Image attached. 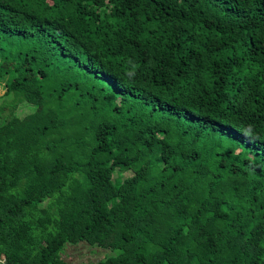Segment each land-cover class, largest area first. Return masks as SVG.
I'll list each match as a JSON object with an SVG mask.
<instances>
[{"label":"trees","instance_id":"trees-1","mask_svg":"<svg viewBox=\"0 0 264 264\" xmlns=\"http://www.w3.org/2000/svg\"><path fill=\"white\" fill-rule=\"evenodd\" d=\"M3 83L0 264H264V0H0Z\"/></svg>","mask_w":264,"mask_h":264},{"label":"rangeland","instance_id":"rangeland-1","mask_svg":"<svg viewBox=\"0 0 264 264\" xmlns=\"http://www.w3.org/2000/svg\"><path fill=\"white\" fill-rule=\"evenodd\" d=\"M5 91L6 88L4 87V83H3L2 85H0V103H3L4 101L6 102L8 101L5 104L6 106H4V108H5V113H9L10 109L12 108L13 98L12 96H6L5 98H7V100L1 99ZM23 103H20L17 109L15 110L17 116L19 115V117H23L36 110L35 104L29 103L27 101H24ZM131 174H132L131 171H125L123 172V177H128ZM116 175L117 174H115V176ZM109 253H110V249H105L96 245H90L87 242L80 241L76 243H72V242L67 243L62 253V256L69 263L80 264L83 262L92 263L101 259H105Z\"/></svg>","mask_w":264,"mask_h":264}]
</instances>
